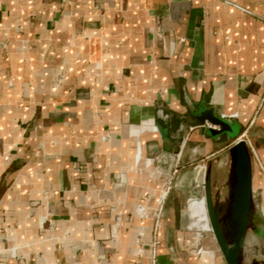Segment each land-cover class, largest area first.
<instances>
[{"label": "crops", "instance_id": "1", "mask_svg": "<svg viewBox=\"0 0 264 264\" xmlns=\"http://www.w3.org/2000/svg\"><path fill=\"white\" fill-rule=\"evenodd\" d=\"M238 138L264 179V0H0V264H225L203 200L156 213Z\"/></svg>", "mask_w": 264, "mask_h": 264}, {"label": "water", "instance_id": "2", "mask_svg": "<svg viewBox=\"0 0 264 264\" xmlns=\"http://www.w3.org/2000/svg\"><path fill=\"white\" fill-rule=\"evenodd\" d=\"M186 120L181 134L192 126L208 125L211 138L229 136L234 131L231 122L211 109L192 112ZM182 144V139L176 142L179 148ZM200 186L212 232L226 264H264V215L249 143L238 138L231 148L211 159Z\"/></svg>", "mask_w": 264, "mask_h": 264}, {"label": "rangeland", "instance_id": "3", "mask_svg": "<svg viewBox=\"0 0 264 264\" xmlns=\"http://www.w3.org/2000/svg\"><path fill=\"white\" fill-rule=\"evenodd\" d=\"M211 159H204L203 162L198 160L194 162L192 165H190L187 169L180 171V173H178L177 176L174 177V179L170 178L171 190L169 192V196L174 193V194H179L180 196L182 195L186 199H189V198H194L195 200L202 199L204 197V192L201 189L200 185L203 182L206 168ZM258 170L259 169H257L256 167V189L261 193L260 201H261V206H262V214L264 215V179L261 178L262 176H260V173ZM180 177L181 179L184 178L186 180L185 184H183L182 186H180V184H178L180 182L177 181V179ZM189 204L190 203L188 202L185 203V210H184L185 224H186V228H188L187 232L188 233L199 232L202 235L199 249H201L202 246H204L205 250H208L210 252H215L217 256H220L223 259L224 263L226 264L222 256V253L219 249V246L215 240L213 232L200 230L190 225L191 220L186 215Z\"/></svg>", "mask_w": 264, "mask_h": 264}, {"label": "built area", "instance_id": "4", "mask_svg": "<svg viewBox=\"0 0 264 264\" xmlns=\"http://www.w3.org/2000/svg\"><path fill=\"white\" fill-rule=\"evenodd\" d=\"M170 190H171V180L166 182L164 193H163V197L161 199L160 209L156 213L157 224H159V220H160V217H161V214H162V211H163V205H164L165 199L168 196ZM153 264H156V262H154Z\"/></svg>", "mask_w": 264, "mask_h": 264}, {"label": "bare ground", "instance_id": "5", "mask_svg": "<svg viewBox=\"0 0 264 264\" xmlns=\"http://www.w3.org/2000/svg\"><path fill=\"white\" fill-rule=\"evenodd\" d=\"M147 162H148V165H149V166L152 165V160L148 159ZM200 200H203V202H204V204H205L206 212H207V207H206V201H205V198L203 197V198L200 199ZM193 201H195V200H193ZM191 202H192V201H191ZM207 216H208V212H207ZM208 221H209V217H208ZM209 225H210V221H209ZM210 230L212 231L211 225H210Z\"/></svg>", "mask_w": 264, "mask_h": 264}]
</instances>
